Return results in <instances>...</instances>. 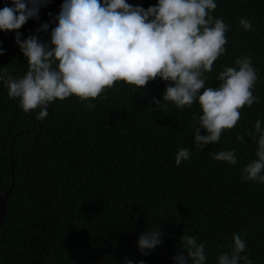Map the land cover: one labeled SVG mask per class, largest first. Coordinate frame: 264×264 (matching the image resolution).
<instances>
[{"label":"trees","instance_id":"1","mask_svg":"<svg viewBox=\"0 0 264 264\" xmlns=\"http://www.w3.org/2000/svg\"><path fill=\"white\" fill-rule=\"evenodd\" d=\"M63 2L42 8L39 20L20 30L22 38L49 23L39 37L49 41ZM128 2L147 9L157 0ZM216 2L211 15L229 25L228 43L206 73V87H218L225 67L251 56L258 74L254 95L260 99L242 108L237 125L203 151L193 143L202 109L198 102L184 109L163 103L170 81L157 78L143 90L118 82L91 109L75 96L57 100L43 121L25 113L0 83L1 190L12 185V157L15 174L0 226V264H123L125 257L136 264H173L184 234L205 243L207 264H217L236 233L247 243L243 255L264 264V184L242 179V169L258 159L257 143L246 133L264 121V0ZM5 3L0 0V9ZM245 17L251 31L240 24ZM0 47L6 50L0 69L24 76L28 61L15 33L0 32ZM181 148L192 155L177 166ZM221 150H235L238 163L210 155ZM153 225L162 228L163 242L142 255L136 241Z\"/></svg>","mask_w":264,"mask_h":264},{"label":"clouds","instance_id":"2","mask_svg":"<svg viewBox=\"0 0 264 264\" xmlns=\"http://www.w3.org/2000/svg\"><path fill=\"white\" fill-rule=\"evenodd\" d=\"M52 2L10 0L9 6L6 0L0 9V32L15 33V41L28 61V71L22 77L0 69V83L8 89L9 97L18 99L25 113L34 112L38 121L48 117L50 105L57 100L75 96L91 109L95 107L91 102L118 82L143 90L159 78L171 82L163 103L184 109L198 102L202 115L193 143L203 151L237 125L242 108L259 102L254 95L258 74L251 56L239 57L235 66L225 67L217 77L218 87H206V73H211L214 62L226 53L228 43L229 25L211 15L218 6L216 0H157L147 9L128 0H64L49 41L39 38L41 32H48L49 23H42L36 34L23 39V26L30 20L38 21L41 9ZM240 24L244 30H252L246 17ZM5 52L0 47V56ZM152 103L158 107L162 104L155 97ZM201 129L207 134L202 135ZM246 135L257 143L258 159L242 169V179L264 184V121L257 120L255 132ZM237 139L243 142L245 135ZM191 155L188 148L179 149L177 166ZM210 155L217 161L238 163L235 150ZM162 242L163 230L158 225L136 241L142 255ZM180 245V252L172 257L173 264H207L205 243L184 234ZM230 248L217 257V264H252L243 255L247 243L241 234L233 235ZM123 264L136 262L125 257Z\"/></svg>","mask_w":264,"mask_h":264},{"label":"water","instance_id":"3","mask_svg":"<svg viewBox=\"0 0 264 264\" xmlns=\"http://www.w3.org/2000/svg\"><path fill=\"white\" fill-rule=\"evenodd\" d=\"M13 155V154H12ZM11 168L13 173L12 178V185L11 187L3 191L0 189V226L3 224L6 216H7V198L12 193L14 186H15V174H14V164H13V157L11 158Z\"/></svg>","mask_w":264,"mask_h":264}]
</instances>
